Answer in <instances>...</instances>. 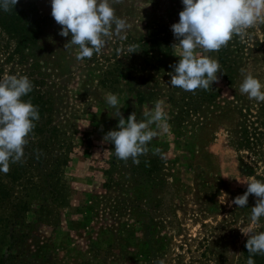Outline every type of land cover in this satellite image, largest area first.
I'll list each match as a JSON object with an SVG mask.
<instances>
[{
    "label": "rangeland",
    "instance_id": "1",
    "mask_svg": "<svg viewBox=\"0 0 264 264\" xmlns=\"http://www.w3.org/2000/svg\"><path fill=\"white\" fill-rule=\"evenodd\" d=\"M19 1L37 10L42 33L27 51L32 57L23 61L15 39L0 28V78L28 77L30 61L41 63L60 98L56 155H66L68 164L52 169L48 159L28 154L15 165L21 174L12 167L0 172V260L6 255V264H244L248 237L241 230L264 232V217L251 221L254 195L247 207L231 201L246 191L245 182L264 180V102L250 100L239 88L247 73L264 83V23L206 53L221 66L219 80L192 93L171 87L168 75L179 60L171 25L179 22L182 0L114 5L130 25L125 38L108 40L101 53L82 61L76 59L78 47L64 49L71 35H59L51 0ZM132 46L136 52H129ZM109 94L118 96L125 119L135 112L137 121L164 102L167 119L160 128L150 126L157 136L140 156L157 169L152 177L143 168L136 171L131 159H118L114 145L103 141L108 131L118 130L114 109L106 104ZM176 117L183 122L175 123ZM244 128L252 138L248 147L237 142Z\"/></svg>",
    "mask_w": 264,
    "mask_h": 264
},
{
    "label": "clouds",
    "instance_id": "2",
    "mask_svg": "<svg viewBox=\"0 0 264 264\" xmlns=\"http://www.w3.org/2000/svg\"><path fill=\"white\" fill-rule=\"evenodd\" d=\"M123 0H51V15L61 27L59 35L71 39L64 49L78 47L77 60H89L94 53L99 54L112 38L124 39L130 25L116 15L114 5ZM18 0H0V10L9 12L15 9ZM183 10L179 22L171 25L178 43L179 60L172 65L170 86L185 92L195 93L198 89L207 90L213 82H218L221 66L206 53L218 52L236 35H244L258 23H264V0H182ZM135 51V46L129 48ZM33 83L27 76L6 75L0 78V172L8 173L12 163L22 162L30 134L40 119L38 106L30 99H24L33 91ZM239 91L258 102H264V83L247 73ZM113 117L118 118L117 129L108 131L103 141L114 145L118 159L139 164V157L147 155L148 145L157 136L151 130L155 123L167 119L164 102L158 100L154 109L146 111V120L137 121L135 112L127 119L120 111L119 99L115 94L106 97ZM163 130L168 125L163 124ZM159 149L153 154H157ZM247 189L236 196L231 203L247 207L250 195L256 204L251 208V221L257 223L264 217V180L252 178L245 182ZM241 232L248 237L245 247L249 253L247 264H256L255 255H264V232ZM159 264H164L161 260Z\"/></svg>",
    "mask_w": 264,
    "mask_h": 264
},
{
    "label": "trees",
    "instance_id": "3",
    "mask_svg": "<svg viewBox=\"0 0 264 264\" xmlns=\"http://www.w3.org/2000/svg\"><path fill=\"white\" fill-rule=\"evenodd\" d=\"M36 13L37 10H35L33 5L25 6L19 0L14 10L9 12L0 10V28L15 39L17 44L16 54L20 56L23 61L32 57L30 56L32 54H27V51H30L37 46L39 41L38 37L42 33L41 25L36 20ZM165 57H170V49H166ZM30 62V73L28 77L32 81L34 87L33 91L24 99H30L34 105L38 106L40 119L35 122L36 127L30 134L29 144L25 147L24 156L29 154V158L40 162L48 159L46 161H50L52 169H56L61 161L66 159V155L64 154L60 158H57L58 156L56 155V152L60 147L59 135L61 133L60 127L56 126V122L59 120V116L61 114V110L59 108L60 98H58L55 93V83L43 71L41 63L35 59H32ZM164 66L168 68L166 63ZM203 100H209V96L205 94L203 96ZM183 103L185 106V101H183ZM183 115L185 116V114ZM174 122L180 124L183 120L180 117H176ZM241 134L243 136L238 138V145L241 147L250 146L252 144V138H250L248 129H242ZM141 159L143 158H139L140 162L135 168L136 171L139 168H143L147 171V175L152 177L157 169H153V166L149 164L148 160L141 162ZM64 163V165L68 164V162L65 161ZM15 165L16 163H12L10 165V167L14 169L13 173L21 174L22 172H20V170L23 169ZM20 166L24 167L23 164H20ZM8 257L4 255L0 260V264H6ZM248 258L249 253L245 247L244 264H247ZM253 259L256 261V264H264V255H255Z\"/></svg>",
    "mask_w": 264,
    "mask_h": 264
}]
</instances>
